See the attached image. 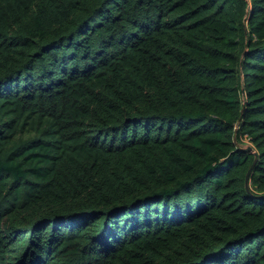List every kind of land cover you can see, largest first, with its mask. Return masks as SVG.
Returning a JSON list of instances; mask_svg holds the SVG:
<instances>
[{
    "label": "trees",
    "instance_id": "trees-1",
    "mask_svg": "<svg viewBox=\"0 0 264 264\" xmlns=\"http://www.w3.org/2000/svg\"><path fill=\"white\" fill-rule=\"evenodd\" d=\"M0 264H264V0H0Z\"/></svg>",
    "mask_w": 264,
    "mask_h": 264
},
{
    "label": "water",
    "instance_id": "water-1",
    "mask_svg": "<svg viewBox=\"0 0 264 264\" xmlns=\"http://www.w3.org/2000/svg\"><path fill=\"white\" fill-rule=\"evenodd\" d=\"M244 149H245L246 151H250L252 148H251V146H246V147H244ZM255 160H256V158L254 159V161H255ZM254 161H253L252 164L250 165V167H249V169L247 170L246 175H245V181H244V183H245V188H246V189H248L249 175H250V171H251V169H252V167H253V165H254Z\"/></svg>",
    "mask_w": 264,
    "mask_h": 264
},
{
    "label": "rangeland",
    "instance_id": "rangeland-1",
    "mask_svg": "<svg viewBox=\"0 0 264 264\" xmlns=\"http://www.w3.org/2000/svg\"><path fill=\"white\" fill-rule=\"evenodd\" d=\"M244 147H246V146H250L248 143H244V145H243Z\"/></svg>",
    "mask_w": 264,
    "mask_h": 264
}]
</instances>
